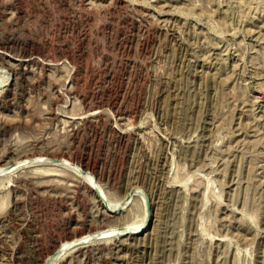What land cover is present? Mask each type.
Segmentation results:
<instances>
[{"label": "rangeland", "instance_id": "1", "mask_svg": "<svg viewBox=\"0 0 264 264\" xmlns=\"http://www.w3.org/2000/svg\"><path fill=\"white\" fill-rule=\"evenodd\" d=\"M0 264H264V0H0Z\"/></svg>", "mask_w": 264, "mask_h": 264}, {"label": "bare ground", "instance_id": "2", "mask_svg": "<svg viewBox=\"0 0 264 264\" xmlns=\"http://www.w3.org/2000/svg\"><path fill=\"white\" fill-rule=\"evenodd\" d=\"M2 70H3V69H2ZM4 70H5V69H4ZM4 70H3V71H4ZM7 73H9V72H7ZM4 74H5V72H4ZM2 75H3V74H2ZM8 75H9V74H8ZM5 77H6V75H5ZM9 77H10V76H9ZM8 79H10V78H8ZM6 80H7V79H6ZM37 158H38V157H37ZM35 159H36V158H35ZM39 160H42V162H43V161H44V162H45V161H46V162H47V161H50V159H49L48 157H44V156H40V157H39ZM52 160H53V159H52ZM52 160H51V161H52ZM61 160H62L63 163H65L64 165L67 166V164H68V165H70L71 167H74L76 170L82 172V173H83L82 175H84V177L87 178L92 184H94V185L97 184V183L95 184V182L92 180V179H93V176H92L89 172H84V171H82V170L80 169V167H78L77 165H74V164L71 163L70 161H65V160H63V159H61ZM61 160H60V161H61ZM35 161H37L36 163H38V159L35 160ZM20 162H21V161H20ZM30 162H31V161H30ZM31 163H32V162H31ZM31 163H30V164H31ZM39 163H40V162H39ZM16 164H18L17 161H16ZM32 164H33V163H32ZM57 164H58V163H57ZM13 165H14V164H13ZM13 165H11V166L13 167ZM60 165H62L61 162H60ZM64 165H63V166H64ZM14 166H15V165H14ZM7 167H10V166H7ZM17 167H18V165H17ZM10 168H11V167H10ZM13 168H14V167H13ZM69 168H70V167H69ZM14 169H15V168H14ZM71 169H72V168H71ZM3 170H4V168H2L1 172H3ZM5 170H6V169H5ZM11 170H12V169H11ZM7 171H9V170H7ZM80 174H81V173H80ZM99 189H100V188H99ZM99 189H98V190H99ZM98 190H95V191H97V193H98V192H100L101 189H100L99 191H98ZM101 192H102V190H101ZM136 192H137V190H136ZM136 192H135V193H136ZM139 192H140V190L137 192V194H138ZM102 193L104 194V192H102ZM99 194H100V193H99ZM142 194H143V196L146 195V194H144V193H140V195H142ZM101 195H102V194H101ZM101 195H100V196H101ZM128 195H129V194H128ZM98 196H99V195H98ZM103 196H104V195H102L101 198H102ZM125 196H127V194H126ZM134 196H136V195L134 194ZM105 197H107V196H105ZM105 197H104V198H105ZM129 197H130V195H129ZM136 197H137V196H136ZM140 197H142V196H140ZM140 197H138V198H140ZM144 197H145V196H144ZM144 197H142V198H144ZM104 198H103V199H104ZM127 198H128V197H127ZM131 198H132V197H131ZM138 198H137V199H138ZM128 199H129V198H128ZM128 199H127V200H128ZM107 200H108V199H105V201H107ZM130 200H131V199H130ZM141 200H142V199H141ZM101 201H102V200H101ZM110 201H111V200H110ZM110 201H109V202H110ZM120 201H121V199H120ZM122 201L125 203L124 200H122ZM142 201H143V200H142ZM142 201H141V202H142ZM144 201L146 202L145 199H144ZM111 202H112V201H111ZM111 202H110V203H111ZM123 202H122V203H123ZM145 202H144V203H145ZM102 203H103V202H102ZM113 203H114V202H113ZM113 203H111L110 206H112ZM117 203H119V202H117ZM117 203H116V204H117ZM120 203H121V202H120ZM144 203H141V204H144ZM103 204H105V203H103ZM107 204H108V202H107ZM146 204H147V202H146ZM146 204H145V205H146ZM125 205H126V203H125ZM115 206H116V205H115ZM119 206H121V205L119 204ZM146 206H149V205H146ZM112 207H114V206H112ZM117 207H118V206H117ZM121 207H122V206H121ZM143 207H144V206H143ZM105 208H107V207H105ZM108 208H110V207L108 206ZM146 208H148V207H146ZM115 209H116V208H115ZM115 209H112V210H115ZM145 211H146V210H145ZM147 211H148V209H147ZM147 211H146V212H147ZM112 212H113V211H112ZM148 212H149V211H148ZM143 216H144V215H142V217H143ZM145 218H146V217H145ZM141 220H142V219H141ZM144 220H145V219H143V221H144ZM146 220H147V219H146ZM144 222H146V221H144ZM144 222H143V223H144ZM140 223H141V222H140ZM143 223H142V224H143ZM140 226H141V224H140ZM142 226H144V225H142ZM138 227H139V226H138ZM138 227H137V228H138ZM133 228H134L135 230H137V228H135V227H133ZM115 230H116V229H115ZM137 231H139V230H137ZM112 232H114V231H112ZM94 233H95V232H94ZM104 233H105V232H104ZM101 234H102V233H96V234H92L91 236H88V237H85V236H84V238L80 239V241H73V240H72L73 242L71 241V242H69V243H68L67 241H66V243L63 242V243H65V244H63V245L61 244L62 246H61L60 248L58 247L59 249H57V251L54 252V255L51 254L52 256H50V257L48 256V258L51 259V258H53V257L56 256V255L59 256L60 254L63 253V250H64L65 248H67V247L71 248V247L78 246V245H80V244L85 243V240H86V239H87V240H88V239H89V240H90V239H95V238H97L98 236H100ZM102 235H103V234H102ZM77 240H78V239H77ZM52 253H53V252H52ZM51 260H52V259H51Z\"/></svg>", "mask_w": 264, "mask_h": 264}]
</instances>
